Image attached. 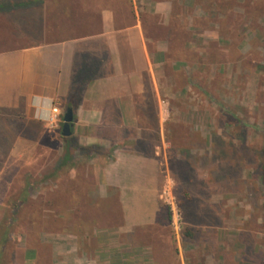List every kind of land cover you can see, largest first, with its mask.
Instances as JSON below:
<instances>
[{"label": "rangeland", "instance_id": "374dc122", "mask_svg": "<svg viewBox=\"0 0 264 264\" xmlns=\"http://www.w3.org/2000/svg\"><path fill=\"white\" fill-rule=\"evenodd\" d=\"M117 1L80 0L74 9L83 18L89 13L95 22L106 2ZM60 4L43 0L40 8L0 9V49L65 34L64 24L52 29L61 18L52 16ZM173 13L187 15L194 52L188 67L173 69V93H163L172 114L164 122L169 145L162 151L166 158L160 166L163 176L153 221L123 230L118 195L101 196V181L86 176L85 165L74 162L76 179L45 181V189L34 191L18 211L6 246L8 264L260 262L264 0H173ZM171 146L178 150L175 158ZM56 149L51 145V158L58 155ZM45 161L30 165L34 175L50 169L51 160ZM5 182L3 219L11 210L8 202L17 196ZM58 187L69 194L60 199L64 210L58 204Z\"/></svg>", "mask_w": 264, "mask_h": 264}, {"label": "crops", "instance_id": "0c3cea01", "mask_svg": "<svg viewBox=\"0 0 264 264\" xmlns=\"http://www.w3.org/2000/svg\"><path fill=\"white\" fill-rule=\"evenodd\" d=\"M154 1L103 2L97 32L0 49V224L3 181L19 195L23 180H49V169L39 176L23 170L44 159L52 165L60 160L65 99L83 65L95 63L72 110L71 134L62 137L87 148L83 153L71 147V161L101 181L98 193L118 195L123 230L153 221L162 151L169 145L164 122L171 112L163 93H173V69L188 67L194 52L187 15L174 17L173 0ZM54 107L58 113L51 124ZM51 145L58 154L52 158ZM56 178L76 179L77 171L71 166ZM43 183L29 187V197L45 189Z\"/></svg>", "mask_w": 264, "mask_h": 264}, {"label": "trees", "instance_id": "16d2710c", "mask_svg": "<svg viewBox=\"0 0 264 264\" xmlns=\"http://www.w3.org/2000/svg\"><path fill=\"white\" fill-rule=\"evenodd\" d=\"M43 3V0H17L14 2H5V1H0V9L1 10H10V9H27V8H32V6H36L38 8L41 7ZM80 0H77L75 3L71 2H66L61 0L60 6L57 8L55 13L52 14L53 17H57L58 15L61 14V18L58 22L53 23L52 29L55 28L57 24H64L62 26L67 27V32L63 35L59 36H54V38H65L69 37L71 38L72 36H77L80 34H90L92 32H97L100 30V14L97 16V22L92 21L90 14L88 13L87 15L84 16V18L78 13V10H75L74 8H79ZM81 5V3H80ZM82 17V18H80ZM42 24V21H41ZM6 27V26H5ZM69 30V31H68ZM97 63L95 65H92L91 67H82V74H80L75 83V87L71 89L69 95L65 99V107H71L72 110L75 109L76 104L78 103L80 97H81V91L80 88L83 86V82L87 79L90 78L92 73L96 72V67ZM61 139H63L64 145H63V152L60 155V160H55V165H50L49 166V180L54 179L55 176L58 175L60 171L67 170V168H70L73 166V163L71 161V147L78 148L80 152L86 153L87 148L85 147H79L78 145L74 144L72 140L66 138H63L60 136ZM177 149L173 147L172 151V146L171 149H169L170 155L173 154V158H175V154H177ZM3 153H6V150H2ZM174 160V159H173ZM24 169V168H23ZM4 171L9 173L10 169L7 168L6 166L4 167ZM26 173H28L30 176L34 175V170L33 168H28L24 169ZM24 172V173H25ZM162 172V171H161ZM159 172L158 174V186L159 188L161 187V181H162V176L163 173ZM23 173V174H24ZM25 173V174H26ZM33 173V174H32ZM22 174V175H23ZM45 176V175H44ZM174 176V175H173ZM177 176V175H176ZM261 177L262 180H264V170L261 171ZM176 178V177H175ZM48 178H43L42 180H34L33 182L26 179L23 180L22 184L24 183L22 190L19 195L17 194L15 199L10 200L8 203L11 206V210L9 211V214L4 217L0 224V264H8L9 261V255H6V246L9 245V238L11 235V229L17 220L18 216V211L21 210V207L26 204L29 200V187L32 189L36 187V183L40 184L41 182H45ZM264 183V182H263ZM14 186H17V183L13 182ZM264 188V184H263ZM72 191V189H69ZM66 193L63 192H58V204L60 205V210H64L65 206H62L61 200ZM71 194V193H70ZM69 195V194H66ZM178 206V205H177ZM179 211V209H178ZM180 214V213H179ZM60 218V217H59ZM192 235L191 232L189 231L188 235ZM258 264H264V254L263 257L261 258L260 262Z\"/></svg>", "mask_w": 264, "mask_h": 264}, {"label": "water", "instance_id": "95a60500", "mask_svg": "<svg viewBox=\"0 0 264 264\" xmlns=\"http://www.w3.org/2000/svg\"><path fill=\"white\" fill-rule=\"evenodd\" d=\"M72 117H73L72 109L67 108L63 115V124L60 132L62 136H69L71 134L70 126H71Z\"/></svg>", "mask_w": 264, "mask_h": 264}, {"label": "built area", "instance_id": "2783aa9c", "mask_svg": "<svg viewBox=\"0 0 264 264\" xmlns=\"http://www.w3.org/2000/svg\"><path fill=\"white\" fill-rule=\"evenodd\" d=\"M57 113H58V109L56 107H54L52 109V115H50L48 117V120L50 121L51 124L56 121V115H57ZM163 192H165V189L163 190Z\"/></svg>", "mask_w": 264, "mask_h": 264}]
</instances>
